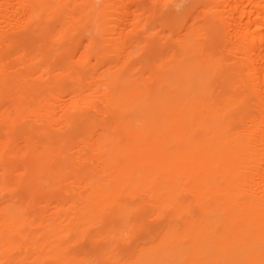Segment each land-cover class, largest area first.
Masks as SVG:
<instances>
[{
	"label": "bare ground",
	"instance_id": "1",
	"mask_svg": "<svg viewBox=\"0 0 264 264\" xmlns=\"http://www.w3.org/2000/svg\"><path fill=\"white\" fill-rule=\"evenodd\" d=\"M0 264H264V0H0Z\"/></svg>",
	"mask_w": 264,
	"mask_h": 264
}]
</instances>
